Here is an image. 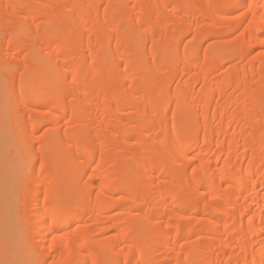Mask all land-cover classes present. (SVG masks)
Masks as SVG:
<instances>
[{
  "label": "bare ground",
  "instance_id": "bare-ground-1",
  "mask_svg": "<svg viewBox=\"0 0 264 264\" xmlns=\"http://www.w3.org/2000/svg\"><path fill=\"white\" fill-rule=\"evenodd\" d=\"M261 5L0 0V264H264Z\"/></svg>",
  "mask_w": 264,
  "mask_h": 264
},
{
  "label": "snow or ice",
  "instance_id": "snow-or-ice-1",
  "mask_svg": "<svg viewBox=\"0 0 264 264\" xmlns=\"http://www.w3.org/2000/svg\"><path fill=\"white\" fill-rule=\"evenodd\" d=\"M15 7H18L20 9H32V8L35 7V5L19 4V5H16ZM251 7H252L251 4L239 5V6L236 7V11L240 12L241 8L250 9ZM261 7H264V5H261ZM241 14L243 15V13H241ZM254 15L255 14L253 13V16ZM251 23H252V21H249V24H251ZM36 29H37V31H39V29H40V25L39 24H36ZM259 43H260L261 47L264 48V39L260 40ZM258 55L264 56V52L258 53ZM75 79H76L75 71H73V81H75ZM25 106H27V105L25 104ZM41 119H44V120L55 119L54 110L50 108L49 111L43 117H41ZM33 127H34V131H33L32 134L35 135V132L36 131H40V129H35V126H33ZM172 129H173V131H176V125H175L174 122L172 124ZM44 132H47L46 128L44 129ZM166 134H167V130H166L165 126H164L163 121H161L160 132L157 134L158 143L160 144L161 148L164 151L170 152V151H172V148L167 143V141L165 139H159V137L161 135H165L166 136ZM41 135H43V133ZM39 138L40 137H38V139ZM176 138H177V140L180 139V135H179L178 131H177ZM190 159L194 160L195 158L194 157H190ZM41 168H43V164H41ZM196 172H197V169L195 167L192 168L193 179H195ZM87 174L88 173L85 172V175H87ZM221 179L223 180V177H221ZM224 183L226 184L227 181H224ZM226 197H227V188H224L223 191H220V192H217L215 189H213L212 192H210L208 194H205L203 196V198H202L203 199V209H202L203 213L205 215H207L208 213H210L212 211L218 210L217 209V204L219 202H221L222 200L226 199ZM31 212L36 217L41 215V212L43 213V215L48 217V220L45 221V227L48 229V235H52V233L57 231L56 225L58 223V215H57L58 214V208H57V206L55 204H52L49 201L47 193H45V196H44V204H43L42 210H41V207L39 205V202H37L36 206L31 209ZM30 220H31V218L29 217V221ZM26 226L28 228H30V229H36L37 228V224L36 223H31V222L27 223ZM56 238L57 237L55 235H52L53 241H55ZM4 264H9V262L5 261ZM53 264H55V262H53ZM125 264H130V262L126 260ZM136 264H142V261L140 259H137Z\"/></svg>",
  "mask_w": 264,
  "mask_h": 264
}]
</instances>
